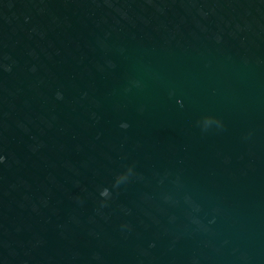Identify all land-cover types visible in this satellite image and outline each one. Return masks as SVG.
<instances>
[{
	"label": "water",
	"instance_id": "95a60500",
	"mask_svg": "<svg viewBox=\"0 0 264 264\" xmlns=\"http://www.w3.org/2000/svg\"><path fill=\"white\" fill-rule=\"evenodd\" d=\"M0 264H264V0H0Z\"/></svg>",
	"mask_w": 264,
	"mask_h": 264
}]
</instances>
